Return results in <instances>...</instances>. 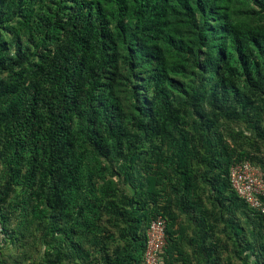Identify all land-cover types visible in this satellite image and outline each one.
I'll list each match as a JSON object with an SVG mask.
<instances>
[{
    "label": "trees",
    "instance_id": "1",
    "mask_svg": "<svg viewBox=\"0 0 264 264\" xmlns=\"http://www.w3.org/2000/svg\"><path fill=\"white\" fill-rule=\"evenodd\" d=\"M263 149L264 0H0V264H264Z\"/></svg>",
    "mask_w": 264,
    "mask_h": 264
},
{
    "label": "built area",
    "instance_id": "2",
    "mask_svg": "<svg viewBox=\"0 0 264 264\" xmlns=\"http://www.w3.org/2000/svg\"><path fill=\"white\" fill-rule=\"evenodd\" d=\"M229 182L236 194L251 208L264 212V174L249 161H240L229 168ZM142 264H158L159 254L166 245L165 222L154 218L147 226Z\"/></svg>",
    "mask_w": 264,
    "mask_h": 264
},
{
    "label": "rangeland",
    "instance_id": "3",
    "mask_svg": "<svg viewBox=\"0 0 264 264\" xmlns=\"http://www.w3.org/2000/svg\"><path fill=\"white\" fill-rule=\"evenodd\" d=\"M263 157H264V149H263Z\"/></svg>",
    "mask_w": 264,
    "mask_h": 264
}]
</instances>
